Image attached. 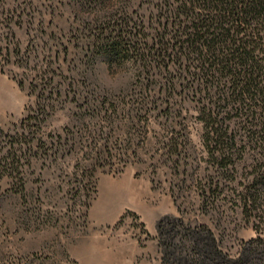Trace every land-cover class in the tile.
<instances>
[{"label":"rangeland","instance_id":"1","mask_svg":"<svg viewBox=\"0 0 264 264\" xmlns=\"http://www.w3.org/2000/svg\"><path fill=\"white\" fill-rule=\"evenodd\" d=\"M155 2L0 0V264H141L135 242L161 261L179 222L206 225L236 258L264 229V207L240 202L249 161L212 165L195 104L158 70L131 60L134 79L112 92L92 78L97 59L127 61L93 45L117 7L144 20Z\"/></svg>","mask_w":264,"mask_h":264},{"label":"trees","instance_id":"2","mask_svg":"<svg viewBox=\"0 0 264 264\" xmlns=\"http://www.w3.org/2000/svg\"><path fill=\"white\" fill-rule=\"evenodd\" d=\"M83 1L106 7L117 0ZM151 7L148 17L138 20L118 6L109 32L93 41L97 54L111 63L138 60L143 69L158 70L170 92L193 102L212 165L226 174L249 161L240 202L246 213L259 210L264 207V0H156ZM255 230L264 238V229Z\"/></svg>","mask_w":264,"mask_h":264},{"label":"bare ground","instance_id":"3","mask_svg":"<svg viewBox=\"0 0 264 264\" xmlns=\"http://www.w3.org/2000/svg\"><path fill=\"white\" fill-rule=\"evenodd\" d=\"M163 232L160 222L158 233L163 235ZM166 233L170 240L162 243L165 264H264V238L260 236L244 242L238 256L233 258L206 225L185 228L179 222L172 224ZM178 236L179 243L175 244L172 240Z\"/></svg>","mask_w":264,"mask_h":264},{"label":"clouds","instance_id":"4","mask_svg":"<svg viewBox=\"0 0 264 264\" xmlns=\"http://www.w3.org/2000/svg\"><path fill=\"white\" fill-rule=\"evenodd\" d=\"M96 86L102 91H117L126 88L135 77V68L125 61L117 66L101 59L92 63L89 69Z\"/></svg>","mask_w":264,"mask_h":264},{"label":"crops","instance_id":"5","mask_svg":"<svg viewBox=\"0 0 264 264\" xmlns=\"http://www.w3.org/2000/svg\"><path fill=\"white\" fill-rule=\"evenodd\" d=\"M146 230H147V233L149 235H151L152 237L155 236V233H156L155 226L152 225L150 227H147ZM135 245L136 246L134 248V252L132 251V254H131V258H132V261L134 263H136V261H138L137 257L140 256L142 258V261L140 262L141 264H161V261L157 255L158 248L156 246L154 247V254H153L152 253V246L147 247V248L145 247V248L141 249V251H139L138 243L135 242ZM151 253H152L153 257H151V260H150V256H148V254H151ZM152 261L154 263H152Z\"/></svg>","mask_w":264,"mask_h":264}]
</instances>
